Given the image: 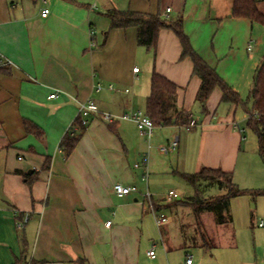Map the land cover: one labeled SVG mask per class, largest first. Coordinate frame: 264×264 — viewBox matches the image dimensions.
Segmentation results:
<instances>
[{
	"label": "crops",
	"instance_id": "0c3cea01",
	"mask_svg": "<svg viewBox=\"0 0 264 264\" xmlns=\"http://www.w3.org/2000/svg\"><path fill=\"white\" fill-rule=\"evenodd\" d=\"M255 1L264 16V0ZM232 7L233 0H0V60L10 62L0 66V264H146L156 260L148 256L152 226L158 228L152 210L167 215L166 225L172 213L161 184L171 188L181 175L206 168L231 174L242 190L264 191V164L247 127L250 90L264 63V26L234 17ZM112 10L181 17L194 52L243 104L223 103L215 88L202 114L201 82L191 60L181 58L177 36L161 30L149 51L138 46L136 28L110 29ZM153 73L176 86V106L196 122L194 132L174 122L147 139L132 121L109 125L94 117L80 126L79 104L87 100L113 116L145 112ZM27 123L42 136L28 133ZM67 135L78 138L68 156L60 149ZM176 139L177 149L164 158L159 148ZM115 184L138 192L118 198ZM191 194L189 187L185 198ZM239 199L256 203L258 211L264 205V196H245L230 206ZM174 202L188 205L180 197ZM204 214L197 223L203 225ZM24 215L29 220L18 229ZM224 227L215 224L211 236L205 224V232L166 226L159 232L163 257L176 264L170 252L179 249L186 264L191 250L215 249ZM206 233L213 240L208 250L201 244Z\"/></svg>",
	"mask_w": 264,
	"mask_h": 264
},
{
	"label": "trees",
	"instance_id": "16d2710c",
	"mask_svg": "<svg viewBox=\"0 0 264 264\" xmlns=\"http://www.w3.org/2000/svg\"><path fill=\"white\" fill-rule=\"evenodd\" d=\"M232 15L236 18L248 19L251 22L264 26V16L259 12L255 0H233ZM110 21V29H127L134 27L137 30V44L149 51L156 47L158 34L163 29L171 30L181 44V58H189L193 64L192 75L201 82L196 95V102L200 105L202 114L207 113L206 104L215 88L222 93V102L231 105H242L239 95L229 87L192 49L188 38L182 29V18L170 20L160 16L139 14L133 12H120L112 10L106 15ZM177 88L164 77L153 73L150 81V93L146 100L145 114L151 119L155 128L175 125L194 131L189 128L192 118L176 106ZM250 99L253 101L252 111L249 112L247 127L256 135L259 156L264 164V63L259 67L250 90ZM26 131L41 137L37 128L29 123ZM78 138L66 136L60 143V149L68 156L77 144ZM46 165V169H47ZM182 179L191 187L194 196L188 198L194 217L200 213H212L217 225L232 222L229 216L230 202L232 199L249 196L253 200L264 196V191H249L238 188L231 174L216 169H202L197 174L181 175ZM217 187L224 191V195L206 197L198 187L202 185ZM199 193L198 195H196ZM200 194H202L200 196ZM207 246V245H206Z\"/></svg>",
	"mask_w": 264,
	"mask_h": 264
},
{
	"label": "rangeland",
	"instance_id": "374dc122",
	"mask_svg": "<svg viewBox=\"0 0 264 264\" xmlns=\"http://www.w3.org/2000/svg\"><path fill=\"white\" fill-rule=\"evenodd\" d=\"M154 132H156V129ZM147 151H149V149H147ZM148 153L150 154V151ZM156 153H159L158 150ZM170 155L171 153L169 156ZM169 156H165L164 158ZM168 187L169 184L166 183L161 184L159 187L160 193L165 195V198L168 192L174 189L179 195L180 201H186L189 203V199L185 198L186 191H188L190 187L187 182L182 179H177V182H174L170 185L171 188ZM198 190L202 191V194H204L206 197H215L219 194L224 195V191L219 190L217 187H211L205 184L201 187H198ZM194 194L195 193L192 191L191 197L194 196ZM198 194L199 193L196 195ZM202 194H200V196ZM248 200L249 199H239L232 202L229 209V216L231 217L232 222L223 225H217L215 223L214 215L208 212H205V217H203L204 219L202 221L203 225H201L200 223H197L196 218H194V214L188 205H179L176 202H173V204L170 206L172 213L168 212L169 224L166 225V223L165 225L167 227L170 226V228L173 229L180 226L186 229L200 228V231L205 232L203 229L205 224L206 231L210 233V235L214 233L215 224L217 226H227L222 229V236L220 239L218 238V241L216 240L215 249L209 252L204 250L196 251V249L190 251L191 256L189 257H191V261L195 264H264V228H260L258 226V224L261 223V220L264 221V218L259 216L260 213L264 214V205L261 206V211H258L256 203L254 204ZM162 202L164 205L168 204L167 201ZM165 225L159 226L158 228L155 225L152 226L153 238L150 242V249L152 248L154 250L156 254V260L152 261L149 259L148 263L146 264H167V260H165L163 257V251L161 248L162 243L159 233L166 227ZM178 236L179 235L177 232L172 234V246H175V244L178 242ZM201 237V244L204 245L203 249H211L210 246L212 245L210 243L213 244L211 237L207 235V233L206 237L204 235ZM194 239L196 241V237H194ZM205 244H207V246ZM196 252L199 256L198 260L196 258ZM170 253V258L173 263L183 264L185 260V253L183 251L175 249ZM200 258H202V263H200Z\"/></svg>",
	"mask_w": 264,
	"mask_h": 264
},
{
	"label": "built area",
	"instance_id": "2783aa9c",
	"mask_svg": "<svg viewBox=\"0 0 264 264\" xmlns=\"http://www.w3.org/2000/svg\"><path fill=\"white\" fill-rule=\"evenodd\" d=\"M166 12L168 14L170 12V9H168ZM48 14H49V10L48 9H45L44 11H42V17H46ZM93 35H94V32H93V30H91L90 31V36H93ZM248 50H251V46L248 47ZM6 64H10V62L5 61V60L4 61L0 60V66L1 65H6ZM138 71H139L138 68L133 69L134 73H138ZM110 89H113V86H110ZM58 94H59L58 92H55V93L51 94L50 95V99L57 98ZM92 117L99 118L103 122H105L106 124H109V125H112V124H114L115 122H117L119 120L132 121L135 124L139 134L141 136H143V137H146L147 139L151 138L153 130L155 128L153 123H152V121H151V119L145 114V112L136 111L134 113L126 114V115L118 117V116H113V115H110V114H107V113H101L99 111L97 105L92 100H87L84 103H80L79 104V108H78V120H79L80 126L81 127H86L88 122H89V120ZM196 127H197L196 122L192 120L190 122V124H189V128H196ZM177 146H178V140L176 139V140H173L169 144V146L160 147L159 148V152L162 155L166 156L169 153L175 151L177 149ZM144 165H145V169H146V166H147L146 163ZM134 167L135 168H139V165L136 164ZM112 191L118 198H124V197H126V196H128L130 194L138 192L136 187L123 186L121 184H115L112 187ZM146 197L150 198V195L146 194ZM178 199H179V195L177 194V192H175L173 190L169 191L168 194L166 195V198H165V200L168 203L174 202V201H176ZM151 207H152V205L150 204V208ZM151 210H152V208H151ZM152 213H153L155 224L158 227L162 226V225H165L168 222V217H167V215L164 212H161V211L156 212V211L152 210ZM28 220H29V216L28 215L22 216L17 221L18 229H22L26 225ZM110 224H111V222H107L105 224V227L108 228L110 226ZM262 226H263V224L260 223L259 227H262ZM148 256L150 258L154 259L155 258V252L153 250H151L150 252H148ZM186 264H192L191 257H189L187 259Z\"/></svg>",
	"mask_w": 264,
	"mask_h": 264
},
{
	"label": "water",
	"instance_id": "95a60500",
	"mask_svg": "<svg viewBox=\"0 0 264 264\" xmlns=\"http://www.w3.org/2000/svg\"><path fill=\"white\" fill-rule=\"evenodd\" d=\"M173 124H174V122H173Z\"/></svg>",
	"mask_w": 264,
	"mask_h": 264
}]
</instances>
